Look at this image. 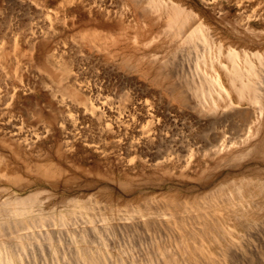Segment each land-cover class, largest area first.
Returning a JSON list of instances; mask_svg holds the SVG:
<instances>
[{"label":"rangeland","instance_id":"374dc122","mask_svg":"<svg viewBox=\"0 0 264 264\" xmlns=\"http://www.w3.org/2000/svg\"><path fill=\"white\" fill-rule=\"evenodd\" d=\"M84 1L61 7L60 0H0V50L7 58L0 60V232L6 236L0 240L7 248L14 241L16 249L3 241L0 259L157 264L171 253L176 264H253V258L264 264V109L238 101L220 72L229 63L226 53L241 66L254 52L264 59V0L177 2L193 14L196 30L226 45L221 54L228 59L212 53L207 65L218 68L206 70L204 40L190 37L182 24L184 33L174 30L172 14L152 1L145 0L146 9H134L131 0ZM53 58L70 62L74 78L56 70ZM201 74L220 87L209 88L223 100L215 97L208 108L192 92L194 103L171 97V81L193 84ZM247 111L254 126L241 116ZM38 220L43 224L35 228ZM66 220L71 229H63ZM165 246L171 252L163 253ZM188 252L197 253L194 261Z\"/></svg>","mask_w":264,"mask_h":264},{"label":"bare ground","instance_id":"6f19581e","mask_svg":"<svg viewBox=\"0 0 264 264\" xmlns=\"http://www.w3.org/2000/svg\"><path fill=\"white\" fill-rule=\"evenodd\" d=\"M61 1V3H60V6L61 7H63V6H66V5H71V4H76V2L78 1V0H60ZM84 1V0H83ZM106 1V0H105ZM104 1V2H105ZM108 1V0H107ZM113 1V0H112ZM111 0H110V3L112 2ZM152 1V7H155L156 9H158L159 10V12L161 11V10H165V12H167L166 13V15H168V14H172V15H170L174 20H172V22H170V25H172L173 27H174V30L175 29H179L178 31H179V33L184 29L183 27H182V25L183 26H185V29L186 28H189L190 30H188V29H186L187 31H189L190 32V37H193V38H198V39H202V40H204L203 42H204V44H202L203 46L205 45V48H204V54L202 55V56H204V58L206 59V60H204L203 59V62H204V64H205V66H204V69L206 70V69H209V68H211V67H217L218 66V64H216L215 62H211L212 63V65H211V67L210 66H208L207 65V60H209V57H210V55H215V54H218V55H216L217 57H219V55L222 53L221 51H222V49L223 48H225V46H223V45H214L215 43H212L211 41H212V37L210 36H208V34H207V32L205 31V32H202V33H200V31H198V30H196L197 29V27L195 26L196 24H197V20L195 19V17H193V14L190 12V13H188V11H187V9L184 7L183 8V6L184 5H179V6H181V7H179V6H177V2H180L181 0H177V1H174V3L171 1V0H169V2L168 3H165V5H164V0H149L148 2H151ZM164 1V2H163ZM166 1H168V0H166ZM183 1V0H182ZM203 1V0H202ZM205 1H207V2H212V0H205ZM205 1H203L204 3H205ZM84 2H87V1H84ZM131 2H132V5H133V7H135L134 9H141V8H143V9H146V4L148 3L147 1H145V0H131ZM80 3V2H79ZM102 3H103V1H102ZM113 3V2H112ZM183 3V2H182ZM105 4V3H104ZM107 4V3H106ZM179 4V3H178ZM184 4V3H183ZM209 4V3H208ZM79 5V4H78ZM77 5V6H78ZM74 6V5H73ZM91 6V5H90ZM79 7V6H78ZM100 7V6H99ZM92 9V8H91ZM161 9V10H160ZM186 9V10H185ZM155 10V9H154ZM162 14V13H161ZM163 17H164V14L162 15ZM183 16H184V18H183ZM242 16V15H241ZM179 20H182L181 22L179 21ZM1 21V20H0ZM179 21V22H178ZM243 21H247V16L246 17H244V19H243V17H242V19L239 21V22H241V23H243ZM177 22L178 23H180L179 24V26H178V24H177ZM174 23H176L177 25L175 26V24ZM182 24V25H181ZM170 25H169V27H170ZM178 26V27H177ZM177 27V28H176ZM193 27V28H192ZM194 27H196V28H194ZM183 28V29H182ZM169 29V28H168ZM170 31H171V29H169ZM187 31H185V32H187ZM172 32H173V30H172ZM183 33H184V30H183ZM182 33V34H183ZM203 34V35H202ZM189 36V35H188ZM30 41V40H29ZM211 42V43H210ZM212 44V45H211ZM221 44V43H220ZM214 45V46H213ZM15 49V48H14ZM18 50V49H17ZM20 50V49H19ZM18 50V51H19ZM175 51V50H174ZM229 51V50H228ZM9 52V51H8ZM21 52H22V50H21ZM176 52V51H175ZM254 51H252V53H253ZM14 53H16V51L15 52H13V54ZM174 53V52H173ZM177 53V52H176ZM213 53V54H212ZM220 53V54H219ZM228 53H231V51H229ZM251 53V55H253V54H255V55H253L252 57H251V59L249 58H247V56H246V60L244 61V66H241L240 64H238L237 63V61H235V56L233 55V53H231V55L230 54H227L226 53V55H229L228 56V58H226L225 56H224V54H221L220 56H222L223 58L225 57L226 59H228L227 60V62H229L228 63V65H226V64H224V66H223V64L221 65L223 68L220 70V72H221V75H223L224 76V79H225V81H224V83L225 84H227V85H231V88L233 87V90H234V93H236V91H237V93H238V98H240V99H238V101H247V104H251V106L252 105H255L254 106V109L257 107V108H259V109H261V108H263L264 109V79H262L261 78V76H263L264 74V67H263V65L262 64H264V59H263V54H259L258 55V53H256V52H254L253 54ZM7 54V53H6ZM19 54V53H18ZM202 54V53H201ZM207 54H208V56H207ZM8 55V54H7ZM10 55V54H9ZM8 55V56H9ZM249 56H250V54H248ZM13 56V55H12ZM14 57V56H13ZM15 59H17V55H15ZM19 57H20V55H19ZM222 57L220 58V59H222ZM260 59H258V58ZM54 58H55V56H54ZM53 58V60L51 61L52 62V64H53V66H54V68L56 69V70H60V71H62L63 73H64V77L67 79V78H69V79H73L74 77H73V75H72V65H71V63L70 62H68V61H66V60H61V59H54ZM57 58V57H56ZM126 58V57H125ZM124 58V59H125ZM208 58V59H207ZM256 58V59H255ZM19 59V58H18ZM169 59V58H168ZM167 59V60H168ZM177 59V58H176ZM0 60H4V62H6L7 61V58H6V55L3 53V51L2 50H0ZM6 60V61H5ZM60 60V61H59ZM126 60H127V58H126ZM126 60H125V64L127 63L126 62ZM175 60V59H174ZM172 61L173 63L174 62H176V61ZM230 60V61H229ZM255 60V61H254ZM8 61H9V57H8ZM12 61V60H11ZM16 61V60H15ZM19 61H20V59H19ZM170 61V60H169ZM179 61V60H178ZM214 61V60H213ZM257 61V62H256ZM1 62V61H0ZM3 62V61H2ZM171 62V61H170ZM221 62H222V60H221ZM221 62H220V64H221ZM7 63V62H6ZM72 63H74V62H72ZM128 63L130 64V62L128 61ZM127 63V64H128ZM166 63V62H165ZM168 63V62H167ZM1 64V63H0ZM16 64H18V60H17V63ZM123 64V63H122ZM126 64V65H127ZM128 64V65H129ZM176 64H178V66H180L179 65V63H177L176 62ZM210 64V63H209ZM126 65H125V67H126ZM203 65V64H202ZM19 66V65H18ZM168 66H170L169 64H168ZM174 65H172V66H170V67H173ZM164 67V66H163ZM175 67V66H174ZM173 67V68H174ZM262 67H263V69H262ZM128 68V67H127ZM130 68V67H129ZM165 68H166V66H165ZM176 68H178L177 67V65H176ZM175 68V69H176ZM218 68V67H217ZM124 69V68H123ZM167 69H168V67H167ZM172 69V68H171ZM171 69H168V71L170 72V70ZM179 69V68H178ZM203 69V70H204ZM128 70V69H127ZM202 69L200 68V71H201ZM203 70H202V72H203ZM261 70H263V73L261 72ZM166 72V71H165ZM164 72V73H165ZM172 72V71H171ZM173 72H174V70H173ZM177 72V71H176ZM205 72H207V71H205ZM199 73V72H198ZM201 73V72H200ZM171 74V73H170ZM174 74H176V75H178L177 73H174ZM167 75H169V74H167ZM164 76V75H163ZM175 76V75H174ZM167 78L169 77V76H166ZM199 77H201L200 79H201V81H199V82H197V81H195V80H199ZM264 77V76H263ZM165 78V77H164ZM176 78V77H175ZM178 78V77H177ZM180 78V77H179ZM188 78V77H187ZM190 78V77H189ZM184 79H186V78H184ZM191 79H192V77H191ZM190 79V80H191ZM197 79H192L193 81H195V82H193V84H190L189 83V79L187 80L188 82L187 83H184L185 81L183 80L182 82L184 83V86H182L183 85V83H182V85H179V83H174L173 81H171L172 82V84H168L170 87H169V91H171L172 92V94H173V96H171L170 95V92L168 91V94L174 99V100H177V101H179V102H181V104L182 103H185V104H189L190 102H191V98H189V96L191 95V93L190 92H192L193 94H194V96H192V97H195L198 101H201V102H199V103H202V102H204V103H207L208 105V108H210L211 106V104H215L216 103V101L217 100H215V99H220V101L221 100H223V98H222V96H225L224 94L222 95V96H213V93H212V89L214 88V86H215V84L216 83H214V81L213 80H211V81H205V80H203L204 78L202 77V74H201V76H199L198 75V77H197ZM173 80V79H172ZM178 80V79H177ZM180 80V79H179ZM178 80V82H180ZM191 80V81H192ZM157 81V80H156ZM167 82H168V79H167ZM168 83H170V82H168ZM165 84V83H164ZM181 84V83H180ZM166 86V85H165ZM223 86V85H222ZM72 88H73V86H71ZM79 87V86H78ZM183 87L185 88H188L189 90L187 91V89L185 88V89H183ZM209 87H212V89H210ZM228 87V86H227ZM216 88H218L217 86L214 88L215 90H217ZM220 88V87H219ZM219 88H218V90H219ZM229 88H230V86H229ZM230 88V89H231ZM167 89H168V86H167ZM166 89V90H167ZM221 90V89H220ZM219 90V91H220ZM229 90V89H228ZM232 90V91H233ZM71 91L74 93H77V94H75V95H78V94H80V93H82L81 92V90L78 88H74V90H72L71 89ZM227 91V90H226ZM229 91H231V90H229ZM228 92V91H227ZM190 93V94H189ZM222 93V92H221ZM226 93V92H225ZM236 93V94H237ZM188 94H189V96H188ZM227 94V93H226ZM233 95V94H232ZM191 97V96H190ZM215 97H217V98H215ZM220 97V98H219ZM222 98V99H221ZM196 99H195V102H196ZM193 101H194V98L192 99ZM190 101V102H189ZM192 101V102H193ZM191 102V103H192ZM219 102V101H218ZM225 102V101H224ZM194 103V102H193ZM199 103H196L197 105H200ZM226 103V102H225ZM195 104V105H196ZM259 106V107H258ZM207 108V109H208ZM195 109V108H194ZM209 114V113H208ZM213 113L211 112V115H212ZM241 114V113H240ZM251 115H252V112H250L249 111V113H248V111L247 112H245V113H243V114H241V116H243L244 117V119L246 120V123H247V125H251V124H249L250 122H252L253 123V125L252 126H254V121H253V119H252V121L250 120V117H251ZM248 121V122H247ZM256 122V121H255ZM4 127V126H3ZM7 127V126H6ZM5 128V127H4ZM3 128V129H4ZM11 128V127H10ZM2 129V128H1ZM0 129V130H1ZM8 129V127L6 128V130ZM251 128H249V130H250ZM11 130L13 131V129L11 128ZM249 130H248V132H249ZM3 131V130H2ZM5 131V130H4ZM8 131H9V129H8ZM14 132V131H13ZM17 132V131H16ZM15 132V134H16V136L18 135L19 136V139H21V133L19 132V134H17ZM6 134H7V131H6ZM10 134V133H9ZM12 134V133H11ZM13 135V134H12ZM13 136H15V135H13ZM217 140V139H216ZM21 141H23L24 142V140L23 139H21ZM29 143V144H28ZM26 145L28 144L29 146H30V142H27V143H25ZM24 144V145H25ZM32 144V143H31ZM222 146H224L223 144H222ZM263 146V145H262ZM262 146H261V148H262ZM91 147H93V146H91ZM225 147V146H224ZM96 148V147H95ZM97 149H100V148H97ZM104 151V150H103ZM101 152H102V150H101ZM244 186V185H243ZM247 186H248V184H247ZM239 188V187H238ZM241 188H243L242 186H241ZM241 188H239V189H241ZM244 188H245V186H244ZM243 188V189H244ZM248 188V187H247ZM246 189V188H245ZM237 191V189L235 190V192ZM239 191V190H238ZM240 191H243V190H240ZM239 191V192H240ZM247 191H248V189H247ZM253 191V190H252ZM263 191V190H262ZM262 191H261V194H262ZM239 192H238V194H239ZM244 192V191H243ZM243 192L241 193L242 195H243ZM255 192V194L254 195H259V194H256V191H254ZM253 192V193H254ZM257 193H260V191L259 192H257ZM245 194V193H244ZM247 194H248V192H247ZM263 196H264V191H263V194H262ZM261 195V196H262ZM251 196V195H250ZM250 196L248 197L247 196V199H249V201H251V199H250ZM251 198H253L252 196H251ZM264 198V197H263ZM254 200V199H253ZM252 200V201H253ZM248 201V202H249ZM252 201L250 202V203H252ZM253 203H254V201H253ZM252 203V204H253ZM254 204H256V203H254ZM253 204V205H254ZM263 204L264 203H262V206H263ZM255 206V205H254ZM261 206V208H263ZM147 207V206H146ZM257 208H259V207H257ZM256 208V209H257ZM146 209H148V208H146ZM144 211V210H143ZM148 211V210H147ZM147 211H146V214H147ZM145 212V211H144ZM264 212V211H263ZM169 214H170V217H174V213L175 212H168ZM144 214V213H143ZM171 214L173 215V216H171ZM176 215L178 214L179 216L178 217H180L181 215L179 214V213H175ZM249 214H250V212H249ZM182 218H183V216H181ZM43 218V217H42ZM41 218V220L40 221H42L43 220V222H45L44 221V218H46V217H44L43 219ZM175 218V217H174ZM176 218H177V216H176ZM70 219H72V218H70ZM69 219V220H70ZM181 218H179L178 220H180ZM39 220L38 221H36V227L35 228H38V226H39V224H43L42 222H39ZM69 220L67 221L66 220V222H65V227L66 226H69V227H71V225H73V224H70L71 222H69ZM147 220V219H146ZM145 220V221H146ZM58 221H60L61 222V220H58ZM149 221V220H148ZM69 222V223H68ZM72 222H73V220H72ZM85 222V221H84ZM34 223V222H33ZM37 223H39V224H37ZM66 223H68L69 225H67ZM75 223V222H74ZM146 224V223H145ZM145 224H143L144 226H145ZM38 225V226H37ZM60 225H63V223L61 222L60 223ZM59 225V226H60ZM147 225H149L148 223H147ZM35 226V225H34ZM41 226V225H40ZM39 226V227H40ZM58 226V227H59ZM60 227H63V226H60ZM63 228V229H65V230H68V229H71V228H68L67 229V227L66 228ZM147 227V226H146ZM62 229V228H61ZM24 229H22V231L21 230H18L19 231V233L17 232V235L19 234V235H21L20 234V231L21 232H24L23 231ZM135 232H137V231H135ZM1 233V232H0ZM15 235V234H14ZM0 236H2V237H4L3 235H2V233L0 234ZM8 236V235H7ZM16 236V235H15ZM49 237V239H50V234L48 235ZM54 235H53V233H52V236H51V238L53 237ZM194 236V235H193ZM196 236V235H195ZM6 237V236H5ZM19 237H21V236H18V239H19ZM1 238V237H0ZM135 238H137V237H135ZM135 238H133V239H135ZM140 238H142V237H140ZM163 238H164V236H163ZM22 239H24V238H22ZM132 239V240H133ZM137 239H139V238H137ZM165 239V238H164ZM7 240H11V237H10V239H8V237H7ZM20 240H21V238H20ZM20 240H18V241H20ZM25 240V239H24ZM54 240H56V238L55 239H52V241H54ZM131 240V241H132ZM140 240V239H139ZM139 240H138V242H139ZM142 240H143V238H142ZM144 240H145V242L147 241V239H145L144 238ZM144 240H143V242H144ZM158 240V239H157ZM1 242H0V244L4 241V238L3 239H1L0 240ZM5 241H6V239H5ZM4 241V244H3V246L5 245H7L6 246V248L8 247V244H7V242H5ZM12 241V240H11ZM134 241V240H133ZM136 239H135V243H136ZM151 241H152V239H151ZM156 240H154V242H155ZM164 241V240H163ZM182 241V240H181ZM14 242V241H13ZM13 242H9V248L11 249V247L13 246H11V244L10 243H13ZM22 241H20L19 242V245H20V243H21ZM138 242H137V244H138ZM140 242H142L141 240H140ZM139 242V243H140ZM142 242V243H143ZM153 242V243H154ZM166 242V241H165ZM183 242V241H182ZM182 242H180L181 244H182ZM25 243H26V241L24 242V245H25ZM134 243V242H133ZM135 243H134V246H136L135 245ZM147 243V242H146ZM149 245H150V240H149ZM160 243V242H159ZM184 243V242H183ZM152 244V243H151ZM155 244V243H154ZM157 244H158V241H157ZM161 244V243H160ZM164 244V243H163ZM21 245H22V243H21ZM23 245V246H24ZM147 245V244H146ZM159 245V244H158ZM168 245V244H167ZM2 246V244L0 245V247ZM15 246V245H14ZM13 246V247H14ZM17 246V245H16ZM22 246V247H23ZM131 246H133V245H131ZM133 246V247H134ZM151 247H152V245H150ZM156 246V244L154 245V247ZM162 246V245H161ZM168 246H170V245H168ZM139 247V246H138ZM141 247V246H140ZM139 247V248H140ZM146 247H148V246H146ZM157 247V246H156ZM155 247V248H156ZM160 247V246H159ZM182 247V246H181ZM183 249H185L184 250V252H187V250H186V243H185V246L183 245ZM5 248V249H6ZM9 248H7V250H9ZM142 248H145V245L142 247ZM150 247H148V249H149ZM172 248V245L170 246V249ZM259 248V247H258ZM257 248V249H258ZM261 248V247H260ZM263 248V247H262ZM14 249H15V247H14ZM18 249V248H17ZM134 249H135V247H134ZM137 249V248H136ZM147 249V250H148ZM152 249H154L153 247H152ZM159 248H157L156 249V251L158 250ZM161 249H166V251L165 252H163V251H160L159 253L161 254H157V253H155V254H157V255H159L160 257L163 255L162 254V252L163 253H168L169 251H170V249H169V247H168V249H169V251L167 250V246H165V247H162ZM183 249H181V250H183ZM234 249V248H233ZM112 250V249H111ZM139 250L140 249H138L137 251L139 252ZM151 250V249H150ZM171 250H173V249H171ZM231 251H234V250H232V248L230 249ZM236 250V249H235ZM11 251V250H10ZM14 250H13V248H12V252H13ZM15 251H16V249H15ZM14 251V252H15ZM142 250H140V254L143 252H141ZM152 251V250H151ZM150 251V252H151ZM159 251V250H158ZM175 251V250H174ZM227 251H229V249L227 250ZM231 251H229L230 252V254L232 253ZM237 251V250H236ZM236 251H235V253H236ZM245 251H247V250H245ZM244 251V252H245ZM257 251V250H256ZM261 251V250H260ZM11 252V254H13ZM146 252V254H147V251H145ZM148 252H149V250H148ZM150 252L148 253V254H150ZM171 252V251H170ZM229 252H228V254H229ZM241 252H243V250H241ZM244 252L242 253L243 255H245V254H247V253H245L244 254ZM257 252H259V249H258V251ZM132 253V252H131ZM195 253V252H194ZM194 253H192L193 254V257H196L197 256V253H195V255L196 256H194ZM237 253H239V252H237ZM236 253V254H237ZM260 253H262V252H259L258 254H259V256L258 257H260L261 258V256H260ZM133 254V253H132ZM151 254H153L152 252H151ZM185 254H187V253H185ZM184 254V255H185ZM188 254H190L189 252H188ZM187 254V255H188ZM192 254H190L191 256L190 257H192ZM235 254V255H236ZM241 253H240V255H242ZM249 254H250V250H249ZM14 255V254H13ZM157 255H156V257L155 258H157ZM164 255H166V254H164ZM170 255H171V253H170ZM169 254L167 255L170 259L168 260V262H166V260L164 259V258H166V257H164V256H162L160 259H161V261H165L164 263H166V264H176L175 263V261H174V259L172 258L171 259V256L173 257V255H171L170 256ZM175 255H176V253H175ZM234 255V254H233ZM235 255H234V257H235ZM262 255V254H261ZM2 256H4V255H2ZM1 256V257H2ZM6 256V255H5ZM12 256V255H11ZM131 257L133 256V258H134V260L135 261H137L136 259H135V255L133 254V255H130ZM155 255H153V257H154ZM158 256V257H159ZM228 256V255H227ZM231 256V255H230ZM247 256V255H246ZM250 257H251V255H249ZM13 257V256H12ZM149 257V256H148ZM153 257H150V262L153 260ZM178 256L176 255V258H177ZM185 257H186V255H185ZM188 257V256H187ZM187 257H186V259H187ZM189 258L190 260H188V261H192V259H193V261L196 259H194V258ZM241 257V256H240ZM244 257V256H243ZM243 257H241L242 259H244ZM3 259L5 258V257H2ZM0 259V260H3V259ZM140 258V257H139ZM154 258V259H155ZM174 258H175V256H174ZM230 258V257H229ZM237 258V256L235 257V259ZM249 258V257H248ZM264 258V257H263ZM160 259H158L157 258V260H155V261H157L158 263L157 264H160L161 263V261H160V263H159V261L158 260H160ZM166 259H168V258H166ZM180 259V258H179ZM250 259V258H249ZM132 258L130 259V261H134ZM143 260H145V262H143L144 264H146V261L147 260H149L148 258H147V260L146 259H143ZM176 260H178V258L176 259ZM181 260V259H180ZM183 260H185V259H182V261H180V263L179 264H181L182 262H184ZM232 260V259H231ZM245 260V259H244ZM264 260V259H263ZM5 260H3V262H4ZM129 261V262H130ZM134 261V262H135ZM154 261V260H153ZM154 261V262H155ZM230 261V259L228 260V262ZM233 261H234V259H233ZM249 261V260H248ZM247 261V262H248ZM251 261H252V259H251ZM259 261H261V260H259ZM3 262H1L2 264H3ZM119 262V261H118ZM127 262V261H126ZM138 262V261H137ZM140 262V261H139ZM178 262H179V260H178ZM231 262V261H230ZM246 262V263H247ZM5 264H7L8 263V261L6 260L5 262H4ZM115 263V262H114ZM123 264V261H120L119 262V264ZM141 264H143L142 263V261L140 262ZM163 263V264H164ZM188 263V262H187ZM191 263V262H190ZM210 262H207L206 264H209ZM249 263H252V262H249ZM263 263V262H262ZM128 264V263H127ZM129 264H132L131 262L129 263ZM149 264V263H148ZM151 264H152V262H151ZM156 264V263H155ZM184 264H186L185 262H184ZM193 264H196L195 262L193 263ZM210 264H212V263H210ZM214 264V263H213ZM231 264V263H230ZM233 264H234V262H233ZM253 264H254V258H253ZM255 264H256V262H255Z\"/></svg>","mask_w":264,"mask_h":264}]
</instances>
